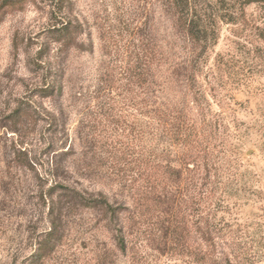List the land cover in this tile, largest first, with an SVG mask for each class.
Segmentation results:
<instances>
[{"label":"rangeland","instance_id":"obj_1","mask_svg":"<svg viewBox=\"0 0 264 264\" xmlns=\"http://www.w3.org/2000/svg\"><path fill=\"white\" fill-rule=\"evenodd\" d=\"M248 1L197 2L205 51L161 0H0V264H264V1ZM143 43L162 49L160 118L141 109ZM172 111L222 141L193 154Z\"/></svg>","mask_w":264,"mask_h":264},{"label":"trees","instance_id":"obj_2","mask_svg":"<svg viewBox=\"0 0 264 264\" xmlns=\"http://www.w3.org/2000/svg\"><path fill=\"white\" fill-rule=\"evenodd\" d=\"M23 1L25 0H3V2L1 3V8H8V7L16 6V5H19L20 3H23ZM199 1L200 0H161V2L170 9L175 20L179 24H181V26H183L182 31L185 33V35H187L189 39L193 43H195V46L196 44L200 46L202 44L204 47V50L206 51L209 45L214 44L210 42L209 40L213 39L212 41H214L215 39H217V31H216L217 26L215 27V23H216L215 18L212 20H209L208 23L211 22L210 27H212L211 33L209 34L208 31H206L207 29L205 28L204 23H207L206 20L208 19V14L205 11L202 12L201 9L197 8V2ZM262 1L264 0H249L248 3H260ZM192 4L195 5V9L191 13V9H193ZM215 17L218 18L219 16H215ZM209 18L211 19L210 16ZM219 19L221 20V17H219ZM225 19H228V18H225ZM227 21H232V20L229 19ZM52 32L54 33V35H56L57 37L56 39L58 41L66 42V43H70L72 39V35H73V30L71 28L70 23H63L57 28H53ZM260 50H262L261 58L264 61V48ZM137 55H138L139 63H140L139 67H137L138 68L137 75L139 78V82L141 84V88H142L141 94L143 96L142 103H141L142 105L141 109L144 111L145 114H150V113L152 114L153 112L155 116L157 115L160 118L161 116H163V113H162L163 110L159 111V109L157 110L155 109L157 101L154 100V97L156 96V92L160 90V89L155 90V86L161 88L162 82H159V80L158 81L155 80V77H157V74H156V71L153 70V64L155 63V61L161 62L162 49L160 46L151 47L150 43H143L140 46V52ZM218 62H219V65L221 66L222 65L225 66L226 64L224 62V59L222 58L219 59ZM248 67L250 68L251 66L249 65ZM47 89L52 91L54 89V86L52 85L48 86ZM160 106H162V102H160ZM180 112L179 114L182 117L183 111H180ZM176 113L178 112L170 113V116L172 119H175V120H177V117H178V120H179L180 118ZM181 121L179 120L178 124L175 125V128H177L175 137L179 139L178 136H180L181 131L185 130L187 133L186 138H185V141L187 142L186 145L188 146L189 150H191V152L195 155L201 154L203 153V151H209L211 150V147L214 149L215 146L217 145L216 143H214L215 145L213 144V139L215 137H216L215 142L216 140L217 141L220 140V142L222 141V139L217 136L218 134L214 136L210 131L205 132V129L204 131L202 130L196 131L198 127H196L195 124L191 125L190 123H188L189 125H187L188 121H186V119L184 120L181 119ZM152 124H153L152 121L147 122L145 130H143L144 134L147 133V128L148 130H151V128L153 127ZM145 163H146L145 165L148 164V162H145ZM206 177H207L206 182L208 185V187H206L207 194L211 195L212 193H214V190L217 189V186L220 183V181H218L220 177L217 176V180H213V181H211L210 175L209 176L207 175ZM70 197H76V196L75 195L73 196L71 194ZM93 201H94V205L104 208V210L106 212H109L112 215V217L118 216L119 214L118 207L114 205L113 203H111L106 196L101 195L99 197L94 198ZM117 241H118L119 247L122 250H125L126 249L125 237L122 234H120L117 236Z\"/></svg>","mask_w":264,"mask_h":264}]
</instances>
